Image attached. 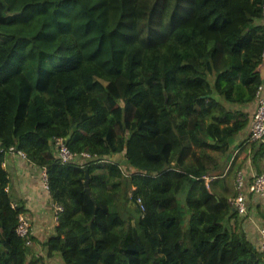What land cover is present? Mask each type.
<instances>
[{
    "label": "trees",
    "instance_id": "1",
    "mask_svg": "<svg viewBox=\"0 0 264 264\" xmlns=\"http://www.w3.org/2000/svg\"><path fill=\"white\" fill-rule=\"evenodd\" d=\"M263 5L0 0V141L47 168L64 206L35 254L1 151L0 264H264L258 221L231 204L236 156L227 170L263 83ZM63 74L75 93L58 109ZM58 135L94 157L61 161Z\"/></svg>",
    "mask_w": 264,
    "mask_h": 264
},
{
    "label": "crops",
    "instance_id": "2",
    "mask_svg": "<svg viewBox=\"0 0 264 264\" xmlns=\"http://www.w3.org/2000/svg\"><path fill=\"white\" fill-rule=\"evenodd\" d=\"M259 71L264 86V56L259 65ZM262 95L264 96V88ZM255 105L256 101L253 104L243 106V109L250 113V122L246 128L235 135L232 156L227 164L228 170L236 156L237 164H241L240 169L245 171L248 180L254 172L264 170V148L258 150V148H261V143L252 144L248 141L253 119L252 111ZM4 166L8 170L9 185L7 188L13 196V200L24 206L25 213L31 219L34 231V242L32 245H44V242L54 230V220L53 200L50 192L44 187L42 167H39L27 156L20 154H8ZM248 196L250 201V215L258 221H263L264 199L255 197L254 194H248ZM252 210L254 213H252ZM55 259H58V257Z\"/></svg>",
    "mask_w": 264,
    "mask_h": 264
},
{
    "label": "built area",
    "instance_id": "3",
    "mask_svg": "<svg viewBox=\"0 0 264 264\" xmlns=\"http://www.w3.org/2000/svg\"><path fill=\"white\" fill-rule=\"evenodd\" d=\"M262 54L264 56V50ZM263 88V84H260L256 92V107L253 113L250 135L248 138L249 142L256 144L264 142V96L262 95ZM54 145L57 156L63 162L76 160L79 155L85 158L94 157L89 152H81V154H79L77 152L72 151L68 144V138L64 135L55 136ZM1 151H5L7 154H20L22 156H26V153L22 149L16 148L15 146H9L5 148L0 141V152ZM42 177L44 187L50 192L49 179L46 167H42ZM236 182V189L238 191V194L235 197L231 198V204L235 208V210L238 211V213L247 214L250 210V201L248 194H256L262 199H264V170L254 172L251 175L250 181L247 182L245 171L243 169H239L237 171ZM11 205L13 208H16L18 206V203L12 201ZM63 208V204L53 202L54 224L59 223V215ZM16 230L17 233L26 240V243L28 245L33 244L34 231L32 227V222L25 212H20L18 214V224ZM257 230L259 233L260 248L264 250V223L259 224Z\"/></svg>",
    "mask_w": 264,
    "mask_h": 264
},
{
    "label": "rangeland",
    "instance_id": "4",
    "mask_svg": "<svg viewBox=\"0 0 264 264\" xmlns=\"http://www.w3.org/2000/svg\"><path fill=\"white\" fill-rule=\"evenodd\" d=\"M75 83H76V81H75V77L73 74H63V75H59L57 78H55L50 90L57 97L56 103H57L58 109L63 108V105H64L63 99L66 95H73L75 93ZM234 148H235V146H234ZM212 151H214V150H212ZM214 152H216V151H214ZM262 223H264V221L256 222L255 228L253 227L255 229V231H257L256 228L258 227V225L262 224ZM257 233H258V231H257ZM249 234L252 235L251 229H249ZM253 234H256V232ZM31 247H32V252H34L35 254L36 253L45 254V252H46V247L44 245H32ZM48 262H50V264H56L57 259H55V258H52L50 260L48 259Z\"/></svg>",
    "mask_w": 264,
    "mask_h": 264
},
{
    "label": "water",
    "instance_id": "5",
    "mask_svg": "<svg viewBox=\"0 0 264 264\" xmlns=\"http://www.w3.org/2000/svg\"><path fill=\"white\" fill-rule=\"evenodd\" d=\"M164 93H165L166 101H168V99H169V95H168L167 91L165 90ZM89 176H90V175H89V171L86 170V180H85L86 190H87V192H88L89 194H91V189H90V187H89Z\"/></svg>",
    "mask_w": 264,
    "mask_h": 264
}]
</instances>
